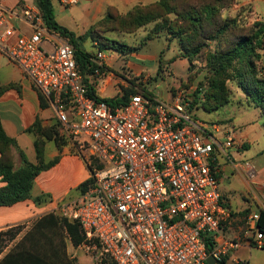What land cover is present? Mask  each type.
I'll return each instance as SVG.
<instances>
[{
    "label": "built area",
    "instance_id": "1",
    "mask_svg": "<svg viewBox=\"0 0 264 264\" xmlns=\"http://www.w3.org/2000/svg\"><path fill=\"white\" fill-rule=\"evenodd\" d=\"M22 14L33 28L29 36L18 34L0 2V48L53 107L58 136L75 146L89 170L85 190L56 209L79 225L78 249L93 264H208L210 256L219 263L238 250L242 241L217 242L229 211L215 152L242 144L231 135L219 139V124L198 121L188 90L171 102L135 94L117 106L89 96L86 78L89 84L108 78L105 88L115 77L105 52L96 53L94 73L85 76L68 41L46 48L39 10ZM259 216L251 215L247 233L254 231L250 244L264 249ZM208 239L216 244L212 252Z\"/></svg>",
    "mask_w": 264,
    "mask_h": 264
},
{
    "label": "crops",
    "instance_id": "2",
    "mask_svg": "<svg viewBox=\"0 0 264 264\" xmlns=\"http://www.w3.org/2000/svg\"><path fill=\"white\" fill-rule=\"evenodd\" d=\"M66 1L52 0L56 20L78 38L87 35L90 28L101 20L108 10L126 14L136 5H145L156 0H78L74 5L67 4ZM0 2L8 10L9 23L18 34L31 35L33 28L24 20L22 12L26 8L39 10L35 1L0 0ZM251 2L257 18L264 21V0H251ZM46 38L48 42L45 46H48V49L65 40L58 33L48 30ZM14 39L15 36L7 45ZM88 41L92 43L93 48H96V43L91 38H86L81 43L83 50H85L83 45ZM130 56L136 58L139 54L131 53ZM261 63L264 65V51ZM105 65L107 66V63ZM126 67L136 75L146 72L144 67L130 60L127 61ZM113 75L114 79L105 88L102 85L108 81V78L103 81L97 80L99 83L94 84L95 91L101 98L113 99L122 96L123 92L115 80L116 77L121 76ZM110 92L112 95L109 94ZM237 95L245 98L242 92ZM41 96L32 79L0 48L2 126L6 133L16 140L19 150L25 153L31 163H37L36 141L42 142L44 146V162H53L36 177L31 190L32 199L43 196L47 202L36 204L32 199H28L12 206L0 207V232L19 225L23 226L16 237L11 242H7V246L0 254V260L24 238L37 219L46 213L55 212L66 201L79 196L80 185L90 176L87 166L76 155V148L71 142L63 140L64 143L58 146L54 140L29 131L36 122L43 131H51L57 126L53 107ZM169 100L165 101L169 102ZM217 112V117L210 120H202L196 115L195 118L201 122L219 124L221 129L216 133L219 139L225 140L231 135L242 144L241 147L234 146L227 149L226 153L215 152L220 166L219 191L223 206L229 211V216L222 223L217 242L219 244L224 241H242V246L228 255L229 264H264V260H257L254 256L256 251L264 249L250 244L255 241V232L247 233L251 215L264 212V114L255 105L246 103L242 106H226ZM19 150H12L16 169L22 166ZM4 185L0 178V188ZM64 243L66 262L81 264L80 261H83L85 256L89 259L88 264H93L91 259L77 250L70 240L64 238ZM60 254L63 258V253Z\"/></svg>",
    "mask_w": 264,
    "mask_h": 264
},
{
    "label": "trees",
    "instance_id": "3",
    "mask_svg": "<svg viewBox=\"0 0 264 264\" xmlns=\"http://www.w3.org/2000/svg\"><path fill=\"white\" fill-rule=\"evenodd\" d=\"M34 1L41 12L46 29L58 33L74 46L76 61L85 76L93 74L96 68L92 61L96 55L81 48V43L86 38H91L96 43L97 52L114 49L124 54H131L136 49L118 42L112 34L114 32L134 33L153 24V29L145 40H151L166 32L164 34L167 38L177 39L181 43L182 57L189 62H192L203 49L209 46L207 41L217 42L218 47L208 61L213 78L210 89L205 93L204 109L214 111L228 104L229 98L224 91L222 81L230 79L238 82V87L250 102L264 114V65L261 63L264 51V21L258 24L259 27L253 34L241 35L234 40L229 39L233 22L214 21V17L220 14L219 2L229 0H213L212 2L205 0L192 2L187 6L183 4V0H157L149 5H136L126 14L108 10L105 16L90 28L87 35L78 38L57 22L52 0ZM85 82L89 85V96L102 100L110 106L126 105L132 93V90L124 89L121 97L101 98L95 91L94 82L89 84L87 78ZM41 98L44 99L42 96ZM29 131L54 140L58 146L64 143L58 136L57 126L51 131H43L36 122ZM35 146L37 163L34 164L28 160L22 150H19L16 140L6 133L0 118V178L5 183L0 188V207L12 206L32 199L31 190L34 180L53 164V162H44L42 142L36 141ZM13 149L19 150L22 160V166L18 169L14 166ZM86 186L87 182L80 185L79 190L83 192ZM32 200L36 204L47 202L43 196ZM257 226L264 234V212L260 213ZM22 228L23 226L19 225L0 232V254L7 246V242H11ZM36 238L38 239L35 240ZM40 238L42 240H39ZM64 238L70 240L73 246L80 245L84 240L76 222L70 221L57 212L46 213L34 222L24 238L0 260V264H61V262L69 264L66 262ZM215 245L212 240H207L209 252L213 251ZM60 252L63 253V258ZM218 264H229L228 258H224Z\"/></svg>",
    "mask_w": 264,
    "mask_h": 264
},
{
    "label": "rangeland",
    "instance_id": "4",
    "mask_svg": "<svg viewBox=\"0 0 264 264\" xmlns=\"http://www.w3.org/2000/svg\"><path fill=\"white\" fill-rule=\"evenodd\" d=\"M202 1L205 0H183V4L187 6L192 2ZM208 1L212 2L213 0ZM218 5H221L220 14L214 17V21L226 20L233 22V27L229 32V39L231 40L241 35L253 34L258 29V24L262 22L257 18L251 0H229L227 2H219ZM153 26V24L148 25L134 33L114 32L112 34L118 42L134 47L136 49L134 53H138L139 57L131 58L130 54H124L114 49L103 51L106 55L105 63H107L106 69L108 74L121 76L120 78L116 77L115 80L122 92L124 89H130L132 90L130 96L145 94L165 100H169L170 98L169 101L171 102V99L181 90H188L191 93L193 104L196 101L194 106L192 104V114L202 120H210L217 117V111L226 106H242L245 103L254 105L238 87L237 81L224 79L222 85L229 98L228 104L214 111L204 109L205 93L210 89L211 79L213 78V72L208 65V61L211 54L218 47L217 42L207 41V45L209 46L203 49L192 62H189L182 57L181 43L177 39L170 40L167 38L164 34L166 32L146 41L145 39L152 31ZM83 47H85L86 51L96 55L97 48H93L90 41L83 45ZM128 60L144 67L146 72L136 75L126 67ZM96 83L97 81H94V84ZM239 92H242L245 98L239 97L237 95ZM109 94L112 95L111 92ZM55 212L62 215L61 210H56ZM74 247L79 250V245ZM80 256L82 257V255ZM254 256L257 260H264V250L256 251ZM83 257V261H80L81 264H88L89 259L85 256Z\"/></svg>",
    "mask_w": 264,
    "mask_h": 264
},
{
    "label": "water",
    "instance_id": "5",
    "mask_svg": "<svg viewBox=\"0 0 264 264\" xmlns=\"http://www.w3.org/2000/svg\"><path fill=\"white\" fill-rule=\"evenodd\" d=\"M207 262L208 264H218V261L213 256H210Z\"/></svg>",
    "mask_w": 264,
    "mask_h": 264
}]
</instances>
